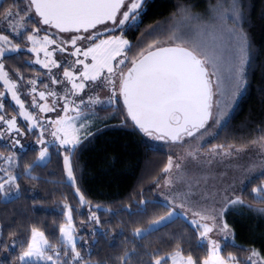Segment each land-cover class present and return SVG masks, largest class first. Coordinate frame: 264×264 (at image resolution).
<instances>
[{"label": "snow or ice", "instance_id": "6c2138e0", "mask_svg": "<svg viewBox=\"0 0 264 264\" xmlns=\"http://www.w3.org/2000/svg\"><path fill=\"white\" fill-rule=\"evenodd\" d=\"M12 3L13 6L7 9H3V3L0 5V20L3 21V27L0 28V80L11 92L10 100L18 106V115L24 121L30 122L31 126L27 123L25 125L29 133L39 129V138L35 144L41 147L21 144L20 139L16 138L23 137L24 133L18 127L16 118L8 117L3 112L5 93H0V141L7 138L9 148L17 149L24 154L29 150L37 151L36 166L46 165L50 159V147L57 154L62 151L67 181L71 186H75L77 180L72 156L80 150L84 141L93 135L87 130L92 120V116L88 113L95 114L97 106H101L103 110L112 106L118 97H122L132 128L138 129L153 140H167L170 143L184 145L188 143L187 138L203 137L204 132L201 130H207L209 121L212 122L211 126H219L222 121L226 126L225 117L228 116V112L221 108L225 87L232 97L229 104L233 108L237 98L246 91L244 65L247 63L246 56L251 45L247 34L242 30L245 17L239 0H230V2L219 0V3L212 8L211 19L207 23H201L202 18L192 15L190 9L181 8L187 23L182 27L174 28L168 34L172 46H158L160 42L156 41L147 50L139 52L135 58L129 55L133 50L130 42L115 33L117 30L120 33L131 31L138 26L145 10V0H12ZM20 3L24 4L22 9L16 7ZM229 21L235 26H230ZM36 25L48 26L57 29L60 33L75 35H70L57 43L56 39H52L47 34L40 35L42 30L47 32V28L42 29ZM98 25L105 26L104 32L110 34L108 38H100L103 35L100 31H90L97 29ZM5 31L19 38L21 42L27 41L31 46L22 49L20 44L13 43L9 34H2ZM78 42H83L82 46H78ZM52 45H55V48L50 51L49 46ZM69 46L73 50L68 56L76 59H64L58 62L54 58L55 52L63 53ZM24 52L35 53L36 56L26 64L40 65L43 69H47L45 75L52 84L65 85L60 94L49 89L42 78L25 81L17 72L15 75L21 81L20 88L24 91L18 89L9 72L5 70L4 60L6 57L19 59V56L14 54ZM41 53L44 59L40 58ZM81 56L83 59L79 58ZM89 58L90 62H85ZM125 60L130 64L126 73L119 67L125 63ZM61 64L64 67H61ZM53 68L61 70L62 79H57V75L52 73ZM38 81L48 90L47 94L45 91H39L36 95L35 85ZM97 82L100 87L109 89L110 95L107 100L85 92L86 88L96 87ZM67 85H70V88ZM21 95L31 96L29 107L39 113L56 111L57 104L63 101L61 111L64 115L54 120H41L32 112L25 110ZM69 95L73 97L72 100L68 99ZM214 96L220 99L214 101ZM49 97L52 98L51 105L47 103ZM37 100L45 103H37ZM69 112L73 114L69 116ZM45 124L52 128L48 132L52 140L44 139ZM249 144L264 150V135L249 141ZM245 147L236 148L234 145H228V150L225 151L224 145H217L210 151L216 155L229 156L232 152L244 151ZM198 153V149L190 150L187 155L195 160L198 158ZM0 160L10 166L19 163L23 167V160L16 155H0ZM174 167L180 169L181 163H174L169 157L162 171L167 176ZM32 170V164L24 169L28 173ZM0 172L4 173L0 176V196L11 200L19 199V195H12L8 191L15 188L16 193H19L18 175L3 168H0ZM247 181V184L243 180L240 181L243 187L239 188V194L235 187L230 186V190H225L220 206L205 210L203 213L191 207L186 209V196L180 203H177L176 199L165 197L164 202L158 207L164 208L166 214L152 219L147 229L136 228L133 235L146 238V232L157 231L162 225L167 226L176 219L184 217L199 234L198 247L210 246L211 250L204 259L200 260L191 254L185 256L178 248L170 256L157 254L158 258L154 256L150 264H168L169 259L172 264H241L234 255H220V243L210 238L209 233L215 230L224 240L225 247L235 246L233 230L224 219L226 213L241 206L264 215V208H256L243 199V195L247 193L255 203L264 204V168L255 177L247 176ZM165 186H172L170 177L166 180ZM75 192L78 194L79 203L90 204L79 187H75ZM64 207L67 209V222L58 228L63 238V246L57 249L49 243L43 231L32 227L30 242L20 245L24 250L17 255L19 264H48V262L84 264V257L77 250V242L82 241L83 237L76 235L77 229L72 222V207L68 205ZM130 214L147 215V208H137L135 213ZM189 214L195 218H190ZM88 216L90 223L100 224V217L96 215L95 210L89 212ZM3 247L4 245L0 244V249ZM10 247L16 248L17 242L13 241ZM242 250L250 252L243 264H264V254L254 249ZM62 256L67 259L62 260ZM131 256L132 253L126 252L123 256V264H128ZM0 264H10V261H0Z\"/></svg>", "mask_w": 264, "mask_h": 264}, {"label": "trees", "instance_id": "16d2710c", "mask_svg": "<svg viewBox=\"0 0 264 264\" xmlns=\"http://www.w3.org/2000/svg\"><path fill=\"white\" fill-rule=\"evenodd\" d=\"M230 2V0H229ZM245 17L242 30L250 41L247 63L244 65L246 91L238 97L226 118L227 124L221 125L215 137L207 144L210 146L234 145L252 148L249 141L264 135V0H239ZM3 9L13 6L12 0H3ZM219 0H145L144 12L138 26L122 34L133 46L130 56L135 58L139 52L159 41L158 46L167 45L169 33L184 24L173 20L181 13V8H188L202 18L201 23L211 19V10ZM23 8L24 4L16 5ZM192 14V15H193ZM1 21V20H0ZM230 26L231 21H229ZM110 35V34H107ZM22 49L29 46L27 41L14 38ZM146 53V52H145ZM19 59L5 58L9 71L19 72L24 78H37L42 70L38 66L26 64L32 53L14 54ZM39 82V81H38ZM2 84L0 83V93ZM3 112L12 115L16 110L10 98L4 100ZM95 125L91 135L84 141L80 150L72 156L74 172L77 176L75 186L69 185L63 164V155L49 148L50 159L45 164L35 165L37 151L29 150L26 154L18 151L17 157L23 160V167L15 163L13 172L18 175L20 185L19 199L5 200L0 196V261L19 264L18 253L24 249L20 245L30 242L31 228L43 231L57 249L63 246V238L58 228L66 223L64 205L73 209V222L80 228L77 249L84 252L85 260L94 264H123L126 252L132 253L128 264H150L154 256H170L179 249L184 255L191 254L200 260L206 257L209 247H198L199 234L184 217L178 218L159 230L145 233L146 238L133 235L136 228L147 229L152 219L165 215L166 211L159 204L164 201L158 197L157 189L165 174L170 153L153 145L138 129L130 126V119L121 98L112 106L103 110L96 107L95 114L89 113ZM19 125H24L19 122ZM20 126V127H21ZM12 149L0 141V153ZM32 164L33 170L24 169ZM1 168V162H0ZM75 187H79L89 205L78 202ZM243 199L256 208H264L245 193ZM141 202H147L141 203ZM147 208V215H134L137 208ZM95 210L100 217V224L89 222L88 213ZM224 219L234 233L235 246L221 244L222 256L234 255L241 264L248 256V251L256 249L264 254V215L237 206L229 210ZM81 228L84 230L81 231ZM13 241L16 248H11ZM67 259V257L61 258ZM170 264V259L168 260Z\"/></svg>", "mask_w": 264, "mask_h": 264}, {"label": "rangeland", "instance_id": "374dc122", "mask_svg": "<svg viewBox=\"0 0 264 264\" xmlns=\"http://www.w3.org/2000/svg\"><path fill=\"white\" fill-rule=\"evenodd\" d=\"M2 1L3 0H0V3ZM178 21L181 22V24L187 23L184 20V16L182 12L179 13L177 18L173 20V23L175 24L177 22L178 24ZM192 23L194 24L195 22H192ZM36 26L41 27L42 29L47 28V32H44L42 30L40 35L47 34L52 39H56L57 43H59L61 39H67L70 35H75V34H70V33H60L54 28H49L48 26H41V25H36ZM2 27H3V21L1 20L0 28ZM104 28H105L104 25H98L97 29H93L90 31H93V32L100 31L103 33V35L100 38H108L109 35L107 34L109 33L104 32ZM2 34H9V33L5 31ZM84 35H87V34H84ZM117 35H122V34H117ZM9 38L13 41V43H15L14 38H17V37L9 34ZM123 38L127 39L125 37ZM82 43L83 42H78V46H82ZM167 44H171V41H168ZM30 46L31 45L29 44L28 47ZM54 48H55V45L49 46L50 51H52ZM72 50L73 49L69 46L67 48V51L63 53L56 51L54 54V58L58 62H61L64 59L74 60L76 59L75 57L68 56V53L71 52ZM35 58H36L35 53H32V57L29 61H32ZM40 58L44 59L43 53L40 54ZM79 58L83 59L82 56ZM117 59H120V57H117ZM85 62H90V58L88 61H85ZM32 65L38 66L42 69L40 70L41 72L39 73L37 71H34V73H36V76H38L39 78H42L44 82L48 84L49 89L55 90L57 91L58 94H60L62 89L65 88V85L60 84V83L52 84L48 80L47 76L45 75V73L47 72V69H43L40 65H37V64H32ZM61 67H64V65L61 64ZM119 67L124 72H126L128 67H130V64L127 60H125V63L123 65H120ZM5 70L9 72L10 78H12L13 83H16L18 89L21 92H23L24 89L20 88L21 81H19L15 75V73L17 72L12 74L9 71V69L6 67V64H5ZM78 71H79V68L77 69V74H78ZM52 73L57 75V79H62V74H61L60 69L53 68ZM19 74L23 75L21 73ZM24 79L26 81L31 78L27 77ZM0 83L2 84L1 93H5L6 98H10L11 92L8 90V87L4 85L2 80H0ZM35 87L37 89L36 95H38L39 91H45L47 94L48 90L44 88L43 84L37 82ZM67 87L70 88V85H67ZM85 92L88 93L89 95H98L100 99L102 100H107L108 96L110 95L109 89L107 87H100L99 82H97L96 87H94L93 89L86 88ZM21 99L24 101L25 110L32 112L33 115L38 116L41 120H44V121L54 120L64 115V113L61 111L63 101H60L57 104L56 111L47 112V113H39L38 111L29 107V103L32 99L31 96L21 95ZM68 99L72 100L73 97L69 95ZM76 99H77V102H79V98L77 97ZM217 99H220V98L218 96L213 97L214 101ZM231 99L232 97L230 96V93L228 92L227 87H225V95L221 99V108L226 110L228 114L231 110V105L229 104V101ZM119 100H120V97H118L113 102V104H115ZM37 103L42 104V103H45V101L37 100ZM47 103L49 105L52 104L51 97L48 98ZM12 104L14 105V102H12ZM97 107H101V106H97ZM14 108L16 110L15 114H12V115L6 114V115L8 117H15L17 120L18 127L24 133L23 137H16V138L20 139L21 144L32 145L33 147H41L35 144V141L39 138V129H35L33 130V132L29 133L28 127H26L25 125L27 123L28 126H31L30 122L24 121L23 118L18 115V106L14 105ZM72 114H73L72 112L68 113L69 116H71ZM226 118L227 116L225 117V119ZM19 122H23L24 125L22 126L19 125ZM223 123L224 122L222 121L221 125ZM94 125H95L94 119L92 118L87 130L91 131V128ZM211 125H212V122L209 121V127L207 128V130H203V129L201 130L202 132H204L203 137H201L200 139L187 138L188 143L184 145H181L178 143H170L169 141L153 140L151 137H148V139L150 140V142H152L153 145L166 149L170 153V157L172 158L174 163L175 162L181 163L180 169H176L174 167L167 176L166 175L164 176V179L159 184V187L157 189L158 197L162 199L163 201L165 197H167L169 199H176V202L180 203L182 200H184L186 196L187 197L186 202H185L186 209L188 207H191L193 210L201 211L203 213L205 212V210H210L214 207L218 208L220 206V203L223 200L225 190L226 189L230 190V186L235 187L237 189V194H239V188L243 187V185L240 184V181L243 180L244 183L247 184L248 183L247 176L252 175L253 177H255L256 175H258L261 169L264 168V150L256 146H253L252 148H245V150L241 152H232V154L229 156L216 155L215 153H212L210 150L215 148L216 145L210 146L207 144L215 137L221 125L219 126H211ZM44 127L46 129L44 133V139L52 140V137L48 135V132L52 130L51 126L45 124ZM197 135L199 136V133ZM3 142L7 143V138L3 140ZM196 149L199 150L198 158L193 160L192 158L188 157L187 153L190 150H196ZM227 150H228V147H225V151ZM17 153H18L17 149H12L11 151H8L7 153H0V155H3V156L16 155L17 156L18 155ZM0 162H1V168L7 169L14 174L13 167L15 164H12L10 166L8 163H6L3 160H0ZM248 169H251V171H248ZM2 175H4V173L0 172V176ZM169 177L172 179V186L166 187L165 186L166 180ZM8 191H10L12 195H17L15 188L8 189ZM181 194H184V195H181ZM3 199L8 200V198H5V197H3ZM190 218H195V217L190 216ZM66 219H67V211H66ZM76 229L77 231L80 230V228L78 227H76ZM82 230H84V228H81V231ZM77 234L78 233H76V235ZM209 236L212 239H216L220 243V246L223 243L222 242L223 239L219 235L216 234L215 230L212 233H209ZM208 247L210 249V246ZM80 253L81 255L84 254V252H81V251ZM249 255H250V252L248 253V256ZM48 264H51V262H48ZM84 264H94V263L90 262V260H85ZM170 264H172L171 259H170Z\"/></svg>", "mask_w": 264, "mask_h": 264}, {"label": "water", "instance_id": "95a60500", "mask_svg": "<svg viewBox=\"0 0 264 264\" xmlns=\"http://www.w3.org/2000/svg\"><path fill=\"white\" fill-rule=\"evenodd\" d=\"M55 29V28H54ZM55 30H57V29H55ZM58 31V30H57ZM163 47H169V46H172L171 44H167V45H162ZM145 54H147V53H145ZM127 72V71H126ZM125 72V73H126ZM121 98V101H122V97H120ZM123 104V103H122ZM124 106V105H123ZM124 108H125V111H126V106H124ZM130 119V118H129ZM141 132V131H140ZM145 135V134H144ZM162 141H167V140H162Z\"/></svg>", "mask_w": 264, "mask_h": 264}]
</instances>
